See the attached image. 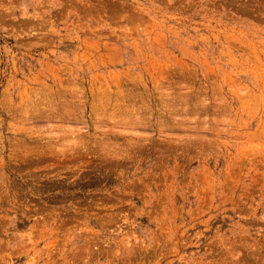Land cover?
<instances>
[{
    "label": "rangeland",
    "instance_id": "rangeland-1",
    "mask_svg": "<svg viewBox=\"0 0 264 264\" xmlns=\"http://www.w3.org/2000/svg\"><path fill=\"white\" fill-rule=\"evenodd\" d=\"M0 264H264V0H0Z\"/></svg>",
    "mask_w": 264,
    "mask_h": 264
}]
</instances>
